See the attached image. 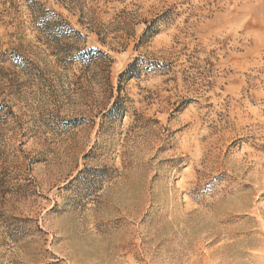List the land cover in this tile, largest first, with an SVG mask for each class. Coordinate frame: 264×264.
I'll list each match as a JSON object with an SVG mask.
<instances>
[{
    "label": "rangeland",
    "instance_id": "374dc122",
    "mask_svg": "<svg viewBox=\"0 0 264 264\" xmlns=\"http://www.w3.org/2000/svg\"><path fill=\"white\" fill-rule=\"evenodd\" d=\"M0 264H264V0H0Z\"/></svg>",
    "mask_w": 264,
    "mask_h": 264
},
{
    "label": "trees",
    "instance_id": "16d2710c",
    "mask_svg": "<svg viewBox=\"0 0 264 264\" xmlns=\"http://www.w3.org/2000/svg\"><path fill=\"white\" fill-rule=\"evenodd\" d=\"M63 1L70 2V3H73V4H76V5H77V0H63ZM43 15H44V16H41L40 18H44L43 21H44L45 25L51 23L48 14L45 13V14H43ZM36 19H37L36 22H37V23H38V22L40 23V20H38V17H37ZM91 52H92V51H91ZM94 52L97 53V54H100V55H104L103 51H101V50H97V51H94ZM136 61H137V60H136ZM136 61H134V62L130 65V68H129V69H131V67L133 68V67L136 65ZM128 71H130V70H128ZM124 75H125V72L122 73V76H124Z\"/></svg>",
    "mask_w": 264,
    "mask_h": 264
}]
</instances>
